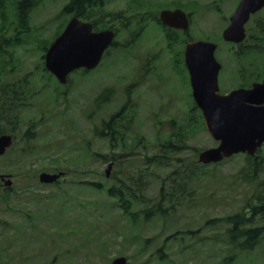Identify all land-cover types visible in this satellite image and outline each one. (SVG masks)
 Segmentation results:
<instances>
[{
    "label": "rangeland",
    "instance_id": "obj_1",
    "mask_svg": "<svg viewBox=\"0 0 264 264\" xmlns=\"http://www.w3.org/2000/svg\"><path fill=\"white\" fill-rule=\"evenodd\" d=\"M239 1L107 0L108 13L124 16L112 23L119 29L117 45L97 68L77 70L65 84L46 71L45 50L71 17L62 12L68 0H42L26 33L18 27L14 3H8L4 15L0 12V95L8 90L16 97L3 106L0 132L13 134L15 144L0 157V173L13 180L7 189L0 185V264H110L121 256L131 264H264V239L254 250L240 251L229 242L230 225L218 221L248 202L264 200V171L246 183L242 173L251 178L253 172L244 154L195 170L186 192L164 201L165 216L146 217L144 212L161 200L163 184L170 188L181 180L171 175L179 165L174 158L164 167L147 169V156L160 153L172 139L182 146L176 158L190 161L218 145L204 124L194 128L201 112L192 110L183 55L191 39L213 41L222 64L221 92L244 83L237 48L222 37ZM177 7L189 14L191 25L169 42L155 18L161 10ZM256 21L264 23V10L246 25L248 36L258 39ZM260 43L264 50V41ZM242 64L254 75L249 79H264V54ZM105 90H112L111 98L96 105ZM128 98L129 129H121L124 138L112 148L95 130ZM180 129L184 135L179 136ZM26 136L34 138L24 140ZM43 172L64 175L44 184L39 180ZM122 182L135 200V220L106 192Z\"/></svg>",
    "mask_w": 264,
    "mask_h": 264
},
{
    "label": "water",
    "instance_id": "obj_2",
    "mask_svg": "<svg viewBox=\"0 0 264 264\" xmlns=\"http://www.w3.org/2000/svg\"><path fill=\"white\" fill-rule=\"evenodd\" d=\"M263 6L264 0H241L231 17L230 26L224 31V39L236 43L243 41L245 24L251 13ZM160 20L170 28L189 29V19L181 9L162 10ZM114 38L113 29L94 32L91 23L73 17L47 51L46 67L65 84L72 71L97 67ZM216 49L215 43L201 40L189 42L185 49L193 97L203 112L207 130L219 142L217 147L200 153L199 162L202 164L218 163L239 153L253 156L264 144V81L254 83L250 89L239 88L221 95L218 84L221 64L215 57ZM12 144V136H0V155ZM60 176L44 172L40 180L53 183ZM0 177L4 179V176ZM11 184V180L6 181V185ZM111 264L130 263L127 258L118 257Z\"/></svg>",
    "mask_w": 264,
    "mask_h": 264
},
{
    "label": "trees",
    "instance_id": "obj_3",
    "mask_svg": "<svg viewBox=\"0 0 264 264\" xmlns=\"http://www.w3.org/2000/svg\"><path fill=\"white\" fill-rule=\"evenodd\" d=\"M13 2L14 8L16 10V18L18 22V27L21 29L22 33H26L28 31L27 25L29 19L31 17L34 9L39 6L42 0H0V12L4 15L5 9L8 7V3ZM107 0H68V2L64 5L62 12L65 15L76 16L82 20L89 21L93 23L94 30H103L106 28H115L113 22L123 21L124 16L121 13L110 14L106 9ZM128 11H132V9H128ZM109 16V20L106 17ZM155 20L159 22L158 16H156ZM126 25L124 24V27ZM261 34L263 35L262 39H264V23H261ZM117 29V28H116ZM166 37L169 42H174L176 40L177 32L174 30H170L165 28ZM119 31V29H117ZM174 35V36H173ZM260 44L247 45L246 43H241L236 46V57L239 59L240 64L243 66L242 69H239V75L243 77L244 84H250L253 80H258L259 77L256 76L255 79H249V77H253L252 71L250 68L245 67L242 64L243 59H248L255 55H262L264 50L260 48ZM116 42H114L113 46H116ZM180 59V58H178ZM179 61V60H178ZM250 67H254V62L252 61L249 64ZM131 87V86H130ZM130 87L128 88V97H130ZM108 92H104L96 99V105L101 106L102 103L107 102L112 96V90H105ZM16 94V92H13ZM8 90H5L0 95V117L2 118L5 114V110H3V106L8 105L10 101L13 104L14 97ZM10 96V97H9ZM12 96V97H11ZM126 101V103L120 108V110L113 114L108 121H103L101 128H96V133L101 137H105L109 140L112 148H115L119 145V140H123L124 136H119L122 128H126L128 130L129 127L125 126L126 122V112L129 110L128 103L130 99ZM9 102V103H10ZM196 111L195 109H192ZM126 111V112H125ZM128 120V118H127ZM204 121L202 116L200 115V119L196 120L194 123V128L203 126ZM193 128V124L191 125ZM2 134V132H0ZM185 131L180 129L179 136L184 135ZM34 136H26L24 140H32ZM263 149H260L255 156L245 155L246 165L250 167L253 174L251 178H246L244 173H242V178L247 183H252L256 176H259L264 171V154L262 153ZM182 152V146L176 144L173 139L169 140L166 143L161 145V152L158 154H154L152 156H147L145 158V163L147 164V169H151L153 165H158L157 167H164L163 163L168 162L174 158L179 165H177L176 169L171 173L172 176H181V180L178 184H175L173 187L166 188L163 184L160 189L159 196H161V200L155 203L151 208L146 209L145 215L146 217H151L153 215H166L167 209L164 208V201L167 202L169 200H173L174 197H179L186 192V187L189 185V181L191 177L193 178L195 170H203L206 165L200 164L198 161L193 159L192 161L187 160L186 158H180L176 155ZM178 159V160H177ZM188 161L191 162L190 167H187ZM190 171L191 175L185 177L186 172ZM139 178L137 180H141ZM138 183V182H137ZM98 188V186L96 185ZM104 189V188H102ZM129 190L126 182H122V186L120 188L117 187H109L106 192L108 196L117 198V204L120 206L122 212L125 215H129L130 219H134L138 217L139 212H134V201L131 200L128 196ZM135 197V196H134ZM137 200V198L135 197ZM140 200L144 201L140 198ZM264 220V200H260L259 202H248L246 206L238 213L230 215L226 218H222L218 221H225L230 227L227 230V235L230 244L233 248L241 249L240 251H252L254 250L262 239H264V225H258L260 221ZM211 222V221H210Z\"/></svg>",
    "mask_w": 264,
    "mask_h": 264
},
{
    "label": "flooded vegetation",
    "instance_id": "obj_4",
    "mask_svg": "<svg viewBox=\"0 0 264 264\" xmlns=\"http://www.w3.org/2000/svg\"><path fill=\"white\" fill-rule=\"evenodd\" d=\"M262 10H264V7L261 9V11H262ZM261 11H259V12H261ZM251 16H252V15H251ZM251 18H252V17H250L249 21L251 20ZM259 23H260V21H258V22L256 21L255 28H256L257 30L260 29V27H259V25H258ZM229 24H230V23H229ZM247 24H248V22H247ZM247 24H246V25H247ZM260 24H261V23H260ZM246 25H245L246 35H247V38H250V36H248V29H246ZM250 40L258 41V43H260V41H264V39H260V40H259V39H255V38H253V37H251ZM250 40H249V41H250ZM252 83H253V82H252ZM251 86H252L251 84H247V85H245V88H251Z\"/></svg>",
    "mask_w": 264,
    "mask_h": 264
}]
</instances>
